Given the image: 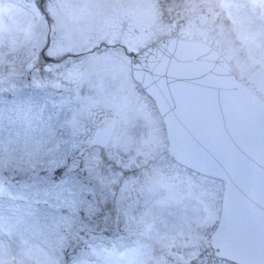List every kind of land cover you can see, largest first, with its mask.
<instances>
[{
	"label": "rangeland",
	"instance_id": "1",
	"mask_svg": "<svg viewBox=\"0 0 264 264\" xmlns=\"http://www.w3.org/2000/svg\"><path fill=\"white\" fill-rule=\"evenodd\" d=\"M166 1L0 0V264L60 259L59 245L46 230L23 222L43 206L21 199L45 187L41 177L55 164H68L75 169L73 177L103 188L110 207L118 210L124 239L81 244L78 261L200 264L208 257L227 264L211 259L210 251L201 252L217 221L218 198L211 202L199 196L189 176L174 173L165 129L146 96L136 93L127 64L143 35L130 22L157 21L159 13L167 15L180 2ZM205 2L211 11L223 9L219 19L208 23L207 15H192L181 22L200 25L210 40L218 33L231 34L232 41L224 40L226 52L244 81L264 95V0ZM160 28L152 26L149 36L162 35ZM126 29L129 34L122 40ZM45 35L50 42L55 36L54 53L79 55L40 91L25 83L33 50L44 44ZM42 97L48 100L46 108ZM112 117L118 126L110 149L91 147L98 124ZM205 227L211 228L202 238L199 231Z\"/></svg>",
	"mask_w": 264,
	"mask_h": 264
},
{
	"label": "water",
	"instance_id": "2",
	"mask_svg": "<svg viewBox=\"0 0 264 264\" xmlns=\"http://www.w3.org/2000/svg\"><path fill=\"white\" fill-rule=\"evenodd\" d=\"M229 64L207 43L169 37L135 57L133 75L163 115L168 153L227 183L216 253L264 264V98ZM116 121L95 130L92 146H110Z\"/></svg>",
	"mask_w": 264,
	"mask_h": 264
},
{
	"label": "snow or ice",
	"instance_id": "3",
	"mask_svg": "<svg viewBox=\"0 0 264 264\" xmlns=\"http://www.w3.org/2000/svg\"><path fill=\"white\" fill-rule=\"evenodd\" d=\"M54 43L55 36L50 42L45 35L44 44L33 50L34 58L29 65L31 76L25 87L45 91L49 82L79 55L66 51L54 53ZM47 106V98L42 97L41 107ZM76 166L79 168L78 162ZM73 170L68 164H55L41 177L45 187L37 188L31 197H21L26 203L43 206L29 213V220L23 222L27 228L46 230L49 239L59 245L60 259L52 264H88L77 260L80 255L77 248L81 244L90 247L98 241L124 239L120 234L118 210L110 207L109 194L103 188L73 177ZM195 259L199 260V256ZM200 264L216 262L205 257Z\"/></svg>",
	"mask_w": 264,
	"mask_h": 264
},
{
	"label": "flooded vegetation",
	"instance_id": "4",
	"mask_svg": "<svg viewBox=\"0 0 264 264\" xmlns=\"http://www.w3.org/2000/svg\"><path fill=\"white\" fill-rule=\"evenodd\" d=\"M144 1V0H142ZM173 0H167L166 2H170V4L172 3ZM180 1V2H179ZM175 2H179L178 5L175 7V10L170 11L169 13L163 14L160 16L157 15L158 20L157 21H152L150 19L147 18L146 22L144 23L141 20V16L139 17L140 20H132V22H130V28L134 30V32L136 33H141L143 35H141V37L145 40H140V44H138V40H135L136 43L139 45V48L135 54L132 55L131 58H128L129 60L127 61L128 65L132 64V58L135 57V55L141 51L143 48H145L147 45L153 44L154 42H156L157 40L170 36L173 34V32H176V35L179 37L186 38V39H204V40H208L210 42H212L213 44L219 46L222 49H225L224 45V40H226V38H228L229 41L233 40V37L231 36V34L228 33H221V34H215L213 35V40L207 39L205 37V31L204 30H200V25H195L193 21L191 22H187L186 24H183L181 22V19H183L184 17L186 18L187 16H194L193 18L195 19L196 16H208L209 22H214L216 19L220 18V10H215V11H211L213 8H209L206 7L208 6L205 2V0H175ZM223 2V0H222ZM216 4H221L219 1L216 2ZM168 7V6H167ZM219 12V13H218ZM149 17V16H148ZM215 18V19H212ZM176 20V21H175ZM174 23L177 25V29H175L174 27ZM222 23V21H221ZM112 24V21L108 22V26L110 27ZM156 26L161 27L160 30L162 31V35L160 36H156V37H151L149 36V33L151 32V27L152 26ZM116 28H122V25L120 26H116ZM217 30H220V27H216ZM199 30V31H198ZM221 31V30H220ZM115 32V31H114ZM158 32V31H157ZM156 32V33H157ZM124 37H121L122 40H125V36L129 34V30L126 29L125 32H122ZM152 38V39H151ZM115 48H119L117 46L114 47ZM131 55V54H130ZM126 56V55H125ZM132 83L135 86V90L136 93H142L144 96H146V99L148 100L147 103H149V107L151 108L152 111H154L157 115V117L159 118V114H158V110L156 109V106L154 104V101L147 96V94L145 93L144 89H142V87L140 86L139 83H137L135 80H133V78H131ZM139 94V96H140ZM177 169L175 170V174L181 175L183 176V174H186L187 176H189V180L191 181L193 187H195L196 191L197 189L200 190V194L199 196L205 195L209 200L216 199L218 198L219 201H221V199H219V193H220V189L218 186L213 185V183L211 182V180L204 175H200L198 173H195L192 170H186L181 166H176ZM198 186V187H197ZM212 187H214L215 189H213ZM191 188V185L189 184V190ZM206 191V192H205ZM219 205V202H218ZM217 205H215V214L217 215ZM211 228V227H210ZM209 227H205L202 230H200L199 235L202 236V238L204 237V231L206 230H210Z\"/></svg>",
	"mask_w": 264,
	"mask_h": 264
},
{
	"label": "trees",
	"instance_id": "5",
	"mask_svg": "<svg viewBox=\"0 0 264 264\" xmlns=\"http://www.w3.org/2000/svg\"><path fill=\"white\" fill-rule=\"evenodd\" d=\"M212 254V253H211Z\"/></svg>",
	"mask_w": 264,
	"mask_h": 264
}]
</instances>
